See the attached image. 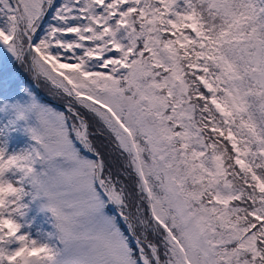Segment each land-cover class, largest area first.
I'll list each match as a JSON object with an SVG mask.
<instances>
[{"label": "snow or ice", "instance_id": "snow-or-ice-1", "mask_svg": "<svg viewBox=\"0 0 264 264\" xmlns=\"http://www.w3.org/2000/svg\"><path fill=\"white\" fill-rule=\"evenodd\" d=\"M0 54V264H264V0H0Z\"/></svg>", "mask_w": 264, "mask_h": 264}, {"label": "trees", "instance_id": "trees-1", "mask_svg": "<svg viewBox=\"0 0 264 264\" xmlns=\"http://www.w3.org/2000/svg\"><path fill=\"white\" fill-rule=\"evenodd\" d=\"M2 59H3V55L0 54V61H2ZM14 67L20 73L21 80L25 81L26 83L31 81L33 85L34 81L31 80L30 74L25 69H23L19 64H14ZM38 89L40 91V95L38 93L37 94L40 96L43 102L49 103L54 107L62 109V101L55 99L52 96L49 88L45 86L43 82H40V84L38 85ZM27 143H28V137L24 135L23 133L13 134V138L11 141V146L13 148H19L21 146H25ZM32 215L36 217L37 225H40L44 221V217H42V215L37 214L34 211L32 212Z\"/></svg>", "mask_w": 264, "mask_h": 264}, {"label": "rangeland", "instance_id": "rangeland-1", "mask_svg": "<svg viewBox=\"0 0 264 264\" xmlns=\"http://www.w3.org/2000/svg\"><path fill=\"white\" fill-rule=\"evenodd\" d=\"M33 87H34V85H33ZM21 147H23V146H21ZM19 148H20V147H19ZM33 211H34V212H36V210H35V209H34ZM36 213H37V212H36ZM40 215H42V217H44V216H43V214H40Z\"/></svg>", "mask_w": 264, "mask_h": 264}, {"label": "water", "instance_id": "water-1", "mask_svg": "<svg viewBox=\"0 0 264 264\" xmlns=\"http://www.w3.org/2000/svg\"><path fill=\"white\" fill-rule=\"evenodd\" d=\"M35 86H37V85H36V82H35ZM36 92H37L38 94H40L39 91H38L37 89H36Z\"/></svg>", "mask_w": 264, "mask_h": 264}]
</instances>
